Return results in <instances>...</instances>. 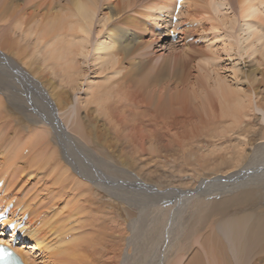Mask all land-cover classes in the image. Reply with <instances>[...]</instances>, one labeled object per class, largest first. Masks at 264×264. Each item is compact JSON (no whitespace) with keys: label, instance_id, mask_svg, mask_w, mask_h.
Instances as JSON below:
<instances>
[{"label":"bare ground","instance_id":"1","mask_svg":"<svg viewBox=\"0 0 264 264\" xmlns=\"http://www.w3.org/2000/svg\"><path fill=\"white\" fill-rule=\"evenodd\" d=\"M233 4L236 16L221 13ZM175 8L0 0V189L26 215L31 245L15 247L24 264H37L36 252L53 264H264V0ZM168 10V26L174 13L173 31L193 36L181 40L199 51L195 73L186 53L170 62L150 49L163 44L152 30L164 32ZM208 33L248 61L220 75L216 55L194 44ZM201 136L228 143L183 153L208 178L163 188L148 163ZM116 187L145 190L141 203L123 206Z\"/></svg>","mask_w":264,"mask_h":264},{"label":"rangeland","instance_id":"2","mask_svg":"<svg viewBox=\"0 0 264 264\" xmlns=\"http://www.w3.org/2000/svg\"><path fill=\"white\" fill-rule=\"evenodd\" d=\"M106 1H109V0H106ZM21 1H19V3H20ZM233 3H235V2H233ZM233 6V7H232ZM232 6H227V7H224L226 10H221V13H224V14H226V15H228V16H236L235 14L237 13V7H235L236 5L235 4H233ZM223 8V9H224ZM170 10H168L167 12L166 11H161L162 13L159 15V17H158V19L160 20V21H162V23H163V20H166V21H164V25H165V30H164V32H161L160 30H159V27H153V32L154 33H157L156 34V36H157V39L158 38H164V41H163V44H162V46H159V45H157V47H155V49L153 48V46H156L155 44H157L156 42L154 43V42H151L153 45H151L150 47V49H153V51L155 50V55L156 56H159V58L161 59L162 58V55L166 58V59H168L170 62H172L173 61V56H174V54H176L175 56H181L182 54H184V53H186L187 54V51H188V57L186 56V54L183 56V60L182 61H184V63H183V65L185 66V67H187V70L186 71H188V72H190V73H195V71H196V69L194 70V68H195V66H196V62L197 61H199L198 59V56H199V51H197V50H191V49H184L183 50V48L185 47V45L183 44V40H181V38H183L184 36H185V34L182 32L181 33V31H180V29L179 30H175V32H177V35H176V37L174 38V39H172L171 37H170V35H169V31L170 30H172L173 29V23L171 22L170 24H169V26H168V12H169ZM259 16L260 17H263V19H264V11H262V12H260L259 13ZM176 17V16H175ZM172 25V26H171ZM185 25H182V27H184ZM166 28H168V32H167V29ZM180 33H179V32ZM161 33V34H160ZM166 33V34H165ZM210 33H208V37H209V39L207 38V36H206V38H204V41L203 40H199V39H197V40H195L196 42H194V44H196L197 42H198V44H196V45H199V50H201V51H203L204 53L206 52H208L209 54H208V56H214V54L216 55L215 57H213V62L215 61L214 60V58L216 59V61L214 62V65H213V68H215L216 70H217V72L220 74V75H229L230 74V72H231V69H230V66H231V64H232V60H234V61H237L236 63H238V65L240 66H242L243 64H240V63H242V62H244V61H248V58L246 57V55H243L242 56V58H235V57H231V58H228V56L225 54V53H223V51L221 50L222 49V47H220V46H222V45H220V43L221 44H223L222 42H223V40L226 42V38H222V35H224L223 33H222V35H220L219 36V39H217L216 40V42H213L214 44H212V43H210L209 42V40H211V38L213 37V35H211V37H210V35H209ZM159 35V36H158ZM150 38V35H144V39H149ZM193 39V36H188L187 38L186 37H184V41L185 42H190V41H192V39ZM212 39H214V37L212 38ZM151 40V39H150ZM177 40H181V41H178V42H176ZM187 40V41H186ZM205 40H207V41H205ZM213 41V40H212ZM215 41V40H214ZM220 41H222V42H220ZM203 43H205V44H203ZM210 43V44H209ZM212 44V45H211ZM184 45V46H183ZM204 45H206V46H204ZM209 45V46H208ZM166 46V47H165ZM207 46L208 47H210V48H208L207 49ZM212 47V48H211ZM214 47V48H213ZM206 48V49H205ZM216 48V49H215ZM221 48V49H220ZM160 49V50H159ZM214 49H215V51H214ZM220 50V51H219ZM182 51H183V53H182ZM151 52H152V50H151ZM170 52H172V53H170ZM193 52V53H192ZM195 52H196V54H197V56H196V54H195ZM181 53V54H180ZM213 53V54H212ZM223 53V54H222ZM164 54H166V55H164ZM171 54H172V57H171ZM193 54V55H192ZM195 54V55H194ZM212 54V55H211ZM191 55V56H190ZM197 58H196V57ZM217 56H220V57H217ZM168 57V58H167ZM170 57V58H169ZM188 58V59H187ZM171 59V60H170ZM238 59L239 60H241V61H238ZM160 61V60H159ZM233 61V62H234ZM188 63V64H187ZM198 63V62H197ZM235 63V62H234ZM250 65H252V64H250V62H248V65L247 66H250ZM87 66V65H86ZM238 66V67H239ZM184 67V68H185ZM224 67V68H223ZM245 67H246V65H245ZM189 68V69H188ZM89 72V71H88ZM189 106V108H190V106L192 107V104L191 105H188ZM195 124H196V127H197V123L195 122ZM194 126V125H193ZM194 128V127H193ZM176 129H178V130H176ZM176 129H174V130H176L177 132H180V129L177 127ZM194 130V132L196 131V129L194 128L193 129ZM195 138H192V145L190 146V145H186V147H183V146H181V147H177V149H175V153H178V155L175 157V155H174V158L173 159H171V157L169 158V160L168 161H166V162H160V163H154V162H152V161H150V163H148V165H147V168H148V166H150L148 169H150L151 170V172L153 173V172H155V173H153V174H155V175H161V176H163V177H161V182H162V184H163V188H165V187H170V186H176V187H180V188H183V187H185L186 189H195L196 188V186H197V184L198 183H200V181L203 179V178H208V176H206L207 174L205 173V172H198L197 171V167L196 166H194V165H192L189 161H187V159H185V156H184V154H186V153H189L190 151L191 152H195V153H197V154H201V153H204V152H206V151H208V149L209 150H211L212 148L211 147H215V145L217 144V146L219 145V142L220 143H223L222 142V140H215V139H211V138H208V137H206L205 138V136H201V137H199L198 139H197V141L195 140ZM225 142V141H224ZM223 144H225L226 145V148H227V146H228V143L226 142V143H223ZM222 144V145H223ZM224 145V146H225ZM188 146V147H187ZM202 147V148H201ZM213 147V148H214ZM248 148H250V146H247ZM225 148V147H224ZM223 148V146H222V149H224ZM222 149H219L220 151L222 150ZM176 151H178V152H176ZM180 151V152H179ZM203 151V152H202ZM209 152V151H208ZM223 151H221V152H219V153H222ZM184 153V154H183ZM217 153V152H216ZM179 155H181V156H179ZM183 155V156H182ZM178 157V158H177ZM184 157V158H183ZM176 159V160H175ZM200 159V158H199ZM155 164V165H154ZM156 164H157V167H156ZM160 168H159V167ZM162 167V168H161ZM154 168H155V170H154ZM169 169V170H168ZM193 169V170H192ZM156 170H159V171H156ZM192 171V172H191ZM159 172V173H158ZM197 173H199V175H197ZM202 173V174H201ZM153 176V175H152ZM151 176V177H152ZM155 177V176H154ZM154 177H152V178H154ZM183 186V187H182ZM117 189H114V192L115 193H117V194H125V196L127 197V199L128 200H124V204H123V206H126L127 208L129 207L130 209H132V208H134L135 207V205H139L141 202H140V196H143L144 195V191L143 190H137V189H133V187L132 188H128V187H126V188H124V187H116ZM120 188V189H119ZM162 188V187H161ZM125 190H126V192H125ZM133 190H134V192H133ZM137 192H138V194H137ZM135 195H134V194ZM124 196V197H125ZM134 196H137V197H135L134 198ZM136 199V200H135ZM117 200V199H116ZM115 200V201H116ZM118 201H116V203H117ZM137 202V203H136ZM138 202H140V203H138ZM119 203V202H118ZM28 245H31V241H25ZM22 243V242H21ZM36 252V251H35ZM37 254V255H36ZM44 255H41V253H35L34 254V257L36 258V260H35V262H37V264H41V261H42V263H43V261H46L45 263L46 264H53L52 263V261L49 259V258H46V256H44ZM38 258V259H37ZM40 259V260H39ZM45 259V260H44ZM47 259V260H46ZM49 259V260H48ZM39 261V262H38ZM51 261V262H50ZM50 262V263H49Z\"/></svg>","mask_w":264,"mask_h":264}]
</instances>
